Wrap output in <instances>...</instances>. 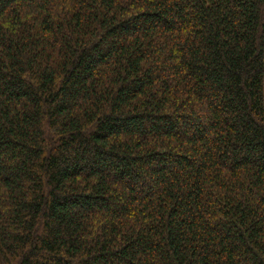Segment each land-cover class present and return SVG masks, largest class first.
<instances>
[{
  "label": "trees",
  "instance_id": "16d2710c",
  "mask_svg": "<svg viewBox=\"0 0 264 264\" xmlns=\"http://www.w3.org/2000/svg\"><path fill=\"white\" fill-rule=\"evenodd\" d=\"M0 264H264V0H0Z\"/></svg>",
  "mask_w": 264,
  "mask_h": 264
}]
</instances>
